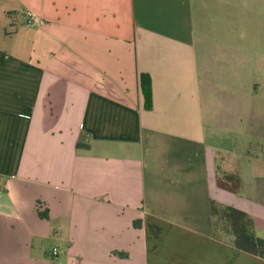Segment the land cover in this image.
Instances as JSON below:
<instances>
[{
  "label": "crops",
  "instance_id": "obj_1",
  "mask_svg": "<svg viewBox=\"0 0 264 264\" xmlns=\"http://www.w3.org/2000/svg\"><path fill=\"white\" fill-rule=\"evenodd\" d=\"M212 203L264 238V0H0V264H264Z\"/></svg>",
  "mask_w": 264,
  "mask_h": 264
},
{
  "label": "trees",
  "instance_id": "obj_2",
  "mask_svg": "<svg viewBox=\"0 0 264 264\" xmlns=\"http://www.w3.org/2000/svg\"><path fill=\"white\" fill-rule=\"evenodd\" d=\"M138 87L142 97L143 108H151L150 78L147 74L138 75ZM220 186L221 184L218 183ZM214 231L216 232V218L223 224L222 233L231 245L238 251L264 258V238H258L253 233L254 221L245 213L229 206L211 204ZM134 226L135 223H134ZM214 232V233H215ZM216 236V234H215ZM219 233V237H220ZM225 236H228L225 237Z\"/></svg>",
  "mask_w": 264,
  "mask_h": 264
},
{
  "label": "rangeland",
  "instance_id": "obj_3",
  "mask_svg": "<svg viewBox=\"0 0 264 264\" xmlns=\"http://www.w3.org/2000/svg\"><path fill=\"white\" fill-rule=\"evenodd\" d=\"M224 181H226V180H224ZM221 182L224 183V184L227 183V182H223V181H221ZM233 186H234V182L231 181L230 184L228 185V187H233ZM222 226H223V224L220 222V220L218 221V219L216 218V232H215L216 237H219V233H220V235H221L220 237L224 238L223 233L221 231L222 230ZM225 237L228 238V236H225Z\"/></svg>",
  "mask_w": 264,
  "mask_h": 264
},
{
  "label": "built area",
  "instance_id": "obj_4",
  "mask_svg": "<svg viewBox=\"0 0 264 264\" xmlns=\"http://www.w3.org/2000/svg\"><path fill=\"white\" fill-rule=\"evenodd\" d=\"M55 254H56V249L53 248V249H52V255H55Z\"/></svg>",
  "mask_w": 264,
  "mask_h": 264
}]
</instances>
